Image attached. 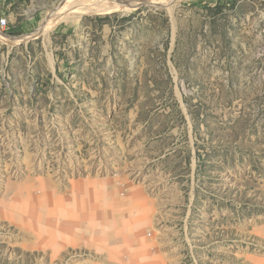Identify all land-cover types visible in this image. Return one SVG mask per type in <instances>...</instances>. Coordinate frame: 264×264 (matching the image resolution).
<instances>
[{
	"label": "rangeland",
	"instance_id": "rangeland-1",
	"mask_svg": "<svg viewBox=\"0 0 264 264\" xmlns=\"http://www.w3.org/2000/svg\"><path fill=\"white\" fill-rule=\"evenodd\" d=\"M83 1L0 0V264H252L264 0Z\"/></svg>",
	"mask_w": 264,
	"mask_h": 264
},
{
	"label": "crops",
	"instance_id": "crops-1",
	"mask_svg": "<svg viewBox=\"0 0 264 264\" xmlns=\"http://www.w3.org/2000/svg\"><path fill=\"white\" fill-rule=\"evenodd\" d=\"M28 195H30V194H28ZM71 205L73 207L72 210L65 208V211L63 212L62 208L57 209V213L59 215L62 214V216L65 217L63 223L57 224L59 226L57 228L58 229H60V228L64 229V231H65V241L64 242H66L68 244L72 243L71 238L73 237V234H75L74 228L76 226H78L81 221H83L82 216L84 217V215H85V214H82V216L79 215V212H77L76 207H75L76 205L73 204V202L71 203ZM89 218L90 217H86V219H89ZM78 235L82 236V237H84L85 235H89L88 238H90L92 235V232L90 230L86 229V230H84V232H79ZM252 264H264V254H256L252 259Z\"/></svg>",
	"mask_w": 264,
	"mask_h": 264
},
{
	"label": "bare ground",
	"instance_id": "bare-ground-1",
	"mask_svg": "<svg viewBox=\"0 0 264 264\" xmlns=\"http://www.w3.org/2000/svg\"><path fill=\"white\" fill-rule=\"evenodd\" d=\"M139 3L136 4H130L126 0H84L82 3L80 2L77 4V7L83 8L84 10L91 11V10H105L110 8H117V9H127L131 10L133 8H136V6ZM0 23L7 26V20L5 17H0ZM0 37L8 38L7 36L0 34ZM29 187V186H28ZM77 215V214H76ZM77 220V219H76Z\"/></svg>",
	"mask_w": 264,
	"mask_h": 264
},
{
	"label": "built area",
	"instance_id": "built-area-1",
	"mask_svg": "<svg viewBox=\"0 0 264 264\" xmlns=\"http://www.w3.org/2000/svg\"><path fill=\"white\" fill-rule=\"evenodd\" d=\"M0 27L4 29L6 26L0 23Z\"/></svg>",
	"mask_w": 264,
	"mask_h": 264
}]
</instances>
